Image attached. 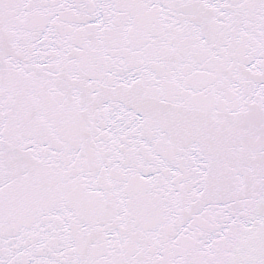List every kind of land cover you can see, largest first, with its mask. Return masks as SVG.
Listing matches in <instances>:
<instances>
[{"label": "snow or ice", "instance_id": "6c2138e0", "mask_svg": "<svg viewBox=\"0 0 264 264\" xmlns=\"http://www.w3.org/2000/svg\"><path fill=\"white\" fill-rule=\"evenodd\" d=\"M0 264H264V0H0Z\"/></svg>", "mask_w": 264, "mask_h": 264}]
</instances>
